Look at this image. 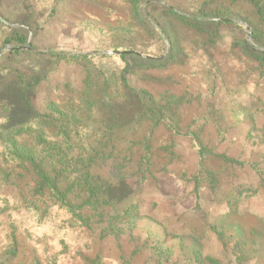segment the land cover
<instances>
[{"label":"rangeland","instance_id":"1","mask_svg":"<svg viewBox=\"0 0 264 264\" xmlns=\"http://www.w3.org/2000/svg\"><path fill=\"white\" fill-rule=\"evenodd\" d=\"M0 264H264V0H0Z\"/></svg>","mask_w":264,"mask_h":264}]
</instances>
